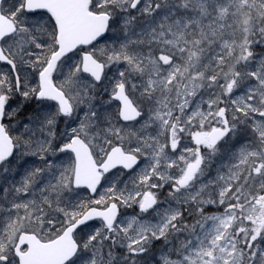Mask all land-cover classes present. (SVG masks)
Returning a JSON list of instances; mask_svg holds the SVG:
<instances>
[{"label":"snow or ice","instance_id":"1","mask_svg":"<svg viewBox=\"0 0 264 264\" xmlns=\"http://www.w3.org/2000/svg\"><path fill=\"white\" fill-rule=\"evenodd\" d=\"M0 264H264V0H0Z\"/></svg>","mask_w":264,"mask_h":264}]
</instances>
